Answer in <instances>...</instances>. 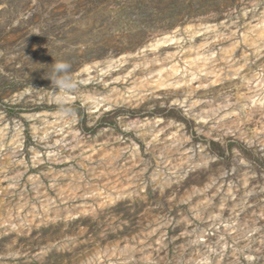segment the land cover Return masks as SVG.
Masks as SVG:
<instances>
[{
  "label": "rangeland",
  "instance_id": "obj_1",
  "mask_svg": "<svg viewBox=\"0 0 264 264\" xmlns=\"http://www.w3.org/2000/svg\"><path fill=\"white\" fill-rule=\"evenodd\" d=\"M259 17H264V0H0V122L13 127L22 121L26 161L30 164L32 147L44 156L46 148L32 134L25 115L61 110L76 117L81 139L97 147L106 141L108 146L116 145L117 136L128 143L137 141L142 161L136 169L146 167L140 176V182L146 184L144 190L104 207L95 217L48 221L22 234L6 230L0 236V264H83L96 250L104 257L114 247L118 250L111 261L101 257L97 264H264V146L249 142L236 131L217 127L213 116L204 123L195 117L198 111L214 108L226 99L229 106H239L244 91L241 76L212 85L205 81L202 86L193 80L194 98H198L193 110L175 101L183 97L190 82L176 90L154 91L137 105L111 110L89 112L80 100L87 89L106 90L105 84L113 77L155 54L162 58L167 51H178L183 45L177 54L181 62V54L190 43L205 40L219 50L240 40L242 31ZM197 22L215 24L216 31L187 38L182 45L164 47L157 53L139 52L154 36ZM219 33L225 38L217 41L214 35ZM241 48L250 53L243 43ZM123 54L131 55L125 65L98 83L84 86L79 80L85 75L75 76L87 63ZM247 62L252 70L261 71L264 51L259 56L249 55ZM60 63L70 65L66 73L55 71ZM135 71V77L141 75L139 69ZM61 76L70 78V87L65 90L77 96L72 103L59 104L51 98L53 91L60 90L51 80ZM135 77L117 84V88L124 90ZM237 108L245 120L250 107ZM158 118L173 122L163 131L161 143L171 131L182 128L192 153L206 149L209 155L205 165L188 168L182 179L163 189L150 179L156 160L147 149L148 139L137 137L134 131L124 133V123L129 120ZM258 119L256 115L247 121L241 131L249 137L254 135ZM167 164L161 165L165 173L175 170L167 169ZM244 174L248 177L246 185ZM48 181L44 178L47 186ZM2 184L5 186L6 180ZM228 185L233 195L226 190ZM202 186L204 193L199 190ZM15 198L9 199L15 202ZM207 199L209 204L205 205ZM215 214L219 218L211 216ZM128 245L140 251L123 260L119 250Z\"/></svg>",
  "mask_w": 264,
  "mask_h": 264
},
{
  "label": "bare ground",
  "instance_id": "obj_2",
  "mask_svg": "<svg viewBox=\"0 0 264 264\" xmlns=\"http://www.w3.org/2000/svg\"><path fill=\"white\" fill-rule=\"evenodd\" d=\"M216 27L215 24L202 22L188 23L182 29L177 28L154 36L139 52L157 53L164 47L180 46L187 38L206 36L209 32L216 31ZM233 35L234 32L230 34L231 37ZM214 38L220 41L225 37L219 33L215 34ZM239 39L221 46L216 51L213 43H208V40L190 43L181 54V62L177 59V54L184 47L183 45L178 51H167L162 58L155 54L152 58L134 62L132 69L113 77V81L106 83L108 87L106 90L87 89L81 93L80 100L89 112H97L102 108L111 110L121 106L137 105L154 91L163 88L176 90L190 82L191 86L186 90L187 94L183 93V97L175 101L184 103L189 110H193L198 102V98H194L193 80L194 83L199 82L197 86H202L205 81H208L207 85H212L239 75L243 78L244 85L239 101L242 103L239 106H229L231 103L226 99L214 108L198 111L195 117L199 123H204L207 120L209 122L213 116L218 122L217 127L236 131L249 142L254 141L264 146V65L261 71H256L252 70L247 62L249 55L259 56L264 51V17H259L254 23H250L242 31ZM241 42L248 47L250 53L241 48ZM129 56L131 55L123 54L116 59L109 58L104 62L87 63L75 73V76L85 75L79 80L84 86L98 83L124 66ZM136 69L140 70V76L135 77ZM133 77L135 78L130 82L133 83L132 85L126 86L124 90L117 88V84L126 83ZM111 84L113 85L109 87ZM76 97L67 90H55L51 94L53 101L59 104L72 103ZM244 105L250 107L245 120L236 111L237 107ZM224 107L227 108L223 109ZM256 115H259V119L253 129L254 135L249 137L241 131L242 125L252 121ZM25 117L30 122L32 134L44 143L46 155L40 154V150L32 147L29 164L23 155L25 137L22 121L15 123L13 127L8 123L2 125L0 122V236L6 230L22 234L48 221L68 222L86 215L95 217L104 207L114 204L121 198L133 196L139 189L145 188L146 184L144 181L140 182V176L146 167L136 169L142 160L141 147L134 139L128 143L121 141L117 136L116 145L108 146L105 140V143L97 147L96 144L81 139V132L76 127L77 119L74 115L61 110H43L28 113ZM228 117L233 119L227 121ZM172 123V121L165 123L160 118L146 121L135 119L124 123V133L134 131L137 137L148 139L147 149L153 153L156 160V168L151 172L150 179L161 189L182 179L188 168L205 165L209 160L206 149L192 153V149L187 147L188 137L182 128L177 127L178 129L171 131L168 139L161 143L163 131L173 125ZM172 160L175 161L174 164H171ZM166 163L170 165L167 169L175 170L165 173L161 165ZM39 169L42 171L38 174ZM12 171L15 172L14 175H8ZM24 175H27L26 179L21 182ZM44 178L49 180L48 186L44 183ZM3 180H6L5 186L2 184ZM247 182V174H244L243 184L246 185ZM27 185H29L28 189ZM199 190L203 192L205 187L202 186ZM226 190L230 195L234 194L231 185H228ZM14 195L16 198L13 203L9 198ZM204 203L208 205L209 200ZM198 206H196L197 210H199ZM202 206L204 207V204ZM211 216L215 219L219 218V214ZM202 233L203 230L195 237L201 236ZM131 248L129 245L126 246L119 250L118 255L122 252L123 260H126L134 252L140 251ZM117 250L118 247H114L113 251L106 253L104 257L102 251L96 250L95 257L87 258L83 264H97L101 257L111 261L110 257ZM207 258L208 255H205V259Z\"/></svg>",
  "mask_w": 264,
  "mask_h": 264
},
{
  "label": "clouds",
  "instance_id": "obj_3",
  "mask_svg": "<svg viewBox=\"0 0 264 264\" xmlns=\"http://www.w3.org/2000/svg\"><path fill=\"white\" fill-rule=\"evenodd\" d=\"M69 67L70 65H68L67 63H60L56 65L55 71L57 72V74L66 73ZM51 82L55 88H59L61 91H64L65 89L70 87V78L67 76H61L55 80H51Z\"/></svg>",
  "mask_w": 264,
  "mask_h": 264
}]
</instances>
